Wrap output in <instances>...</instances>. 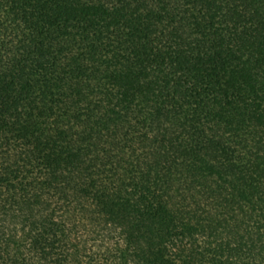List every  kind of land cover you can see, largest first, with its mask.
Here are the masks:
<instances>
[{"label": "trees", "instance_id": "1", "mask_svg": "<svg viewBox=\"0 0 264 264\" xmlns=\"http://www.w3.org/2000/svg\"><path fill=\"white\" fill-rule=\"evenodd\" d=\"M120 210L264 258V0H0V263Z\"/></svg>", "mask_w": 264, "mask_h": 264}, {"label": "rangeland", "instance_id": "2", "mask_svg": "<svg viewBox=\"0 0 264 264\" xmlns=\"http://www.w3.org/2000/svg\"><path fill=\"white\" fill-rule=\"evenodd\" d=\"M118 212H116L115 217L121 221L120 227H115L111 224L107 227L98 225L97 227L95 226V229H92L81 225V227L72 230L71 224L66 223L65 227H62L61 230L58 229L57 233L69 235L70 238L68 240L54 237L55 235L50 233V236L46 238V240L50 238L46 243L47 246H41L49 253L48 261H46L48 263L46 264H73L72 258H75L81 264H184L183 260L189 257H192L193 263L196 264L198 260L194 257L203 248L209 247L208 244L210 243H208L203 233L198 235L200 238L199 243H193L191 237L188 236L189 231L180 227L174 232L173 238H164L160 245H156L161 239L157 236L154 241L155 245L151 248L148 245H144L146 241L140 240L142 249L137 254L132 245V239H128V236L130 233L132 234V231L146 234L145 223L137 222L132 215L123 210H120V213ZM8 234V231L4 232L3 239ZM22 236L23 233L17 231L16 238L22 241ZM29 244L26 241L18 244L20 251L18 253L19 256L16 255L15 263L36 264L35 257L28 251L30 248ZM199 246L200 249L198 248ZM19 248L17 246V249H12V254L15 255ZM208 250H210V247L209 249H204L203 252ZM1 251L2 249H0ZM226 257L229 260L224 262V264H264V258L255 259L248 254L234 258ZM21 260H24V262L22 263ZM6 263L8 262L3 261L0 264Z\"/></svg>", "mask_w": 264, "mask_h": 264}]
</instances>
